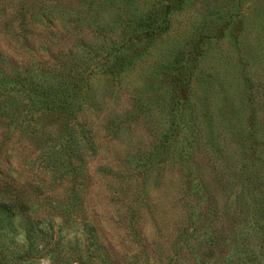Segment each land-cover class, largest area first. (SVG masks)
<instances>
[{"label": "rangeland", "instance_id": "1", "mask_svg": "<svg viewBox=\"0 0 264 264\" xmlns=\"http://www.w3.org/2000/svg\"><path fill=\"white\" fill-rule=\"evenodd\" d=\"M5 184L0 264H192L264 223V0H0Z\"/></svg>", "mask_w": 264, "mask_h": 264}, {"label": "trees", "instance_id": "2", "mask_svg": "<svg viewBox=\"0 0 264 264\" xmlns=\"http://www.w3.org/2000/svg\"><path fill=\"white\" fill-rule=\"evenodd\" d=\"M137 36V34L134 35V40L139 44L141 39ZM175 84L181 85V90L184 91L186 81L176 80ZM72 86L76 88L77 84L73 82L70 85L62 78L38 79L34 83L37 106L48 110L55 107L63 112L70 107ZM69 112L70 109H67L66 114ZM1 187L3 188L0 190L4 189V193L10 197L8 199L0 197V209L8 210L14 207L20 211L23 210L24 201L19 195L10 194L8 189L5 190L8 184ZM252 210L255 212L256 207L253 206ZM254 218L251 224L241 221L229 224L221 222L218 223V228L213 226L214 224L207 227L203 230V238L198 239L200 242L197 241L189 260L192 264H263L264 238L260 239L259 235L264 231V223L260 222L256 216ZM205 249L207 252L204 251Z\"/></svg>", "mask_w": 264, "mask_h": 264}]
</instances>
